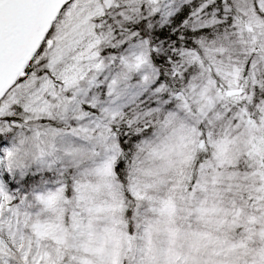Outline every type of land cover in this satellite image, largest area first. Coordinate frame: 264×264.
<instances>
[{
    "label": "snow or ice",
    "instance_id": "6c2138e0",
    "mask_svg": "<svg viewBox=\"0 0 264 264\" xmlns=\"http://www.w3.org/2000/svg\"><path fill=\"white\" fill-rule=\"evenodd\" d=\"M0 264H264V0H0Z\"/></svg>",
    "mask_w": 264,
    "mask_h": 264
}]
</instances>
